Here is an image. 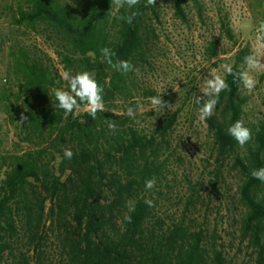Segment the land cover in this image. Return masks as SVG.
I'll return each instance as SVG.
<instances>
[{
  "label": "trees",
  "instance_id": "16d2710c",
  "mask_svg": "<svg viewBox=\"0 0 264 264\" xmlns=\"http://www.w3.org/2000/svg\"><path fill=\"white\" fill-rule=\"evenodd\" d=\"M160 1L140 0L118 11L112 0L17 4L13 24L39 34L63 71H89L103 86L106 111L92 119L82 105L65 118L53 90L68 85L52 58L24 39L12 43L0 96L14 128L11 146L0 148V264H264V182L251 175L264 167V119H246L242 82L224 72L230 91L219 94L214 114L203 120L211 138L207 162L213 164L206 186L232 228L218 229V218L210 222L196 208L201 172L196 177L181 166L173 141L188 93L163 113L150 110L156 92L138 79L139 68L152 67L159 49ZM170 1L173 14L186 22L184 0ZM192 1L200 11L199 0ZM132 12L138 14L131 24L119 19ZM222 30L233 38L226 22ZM103 48L115 52L114 62L128 60L138 72L113 69ZM205 53L215 58L217 42L210 41ZM248 55L247 46L233 54L234 73ZM129 107L134 117L126 114ZM237 120L252 131L243 146L227 133ZM113 121L116 131L108 127ZM66 148L74 153L71 160L64 157ZM224 168L238 174V214L226 193ZM150 178L155 187L146 190ZM242 252L247 258L238 256Z\"/></svg>",
  "mask_w": 264,
  "mask_h": 264
},
{
  "label": "rangeland",
  "instance_id": "374dc122",
  "mask_svg": "<svg viewBox=\"0 0 264 264\" xmlns=\"http://www.w3.org/2000/svg\"><path fill=\"white\" fill-rule=\"evenodd\" d=\"M23 0H0V96L3 79L10 61L9 50L17 39H24L26 43L41 47L53 60L57 71H63L52 49L43 43V38L37 33H30L25 28L14 25L12 16L18 3ZM201 10L192 0H184L187 21L184 22L173 14L170 0H161L159 32V49L152 67L139 68L140 81L152 88L156 95L158 89L163 91L162 98L169 97L173 107L179 105L183 94L188 93L184 109L180 113L178 125L174 131V144L181 155V166H186L196 176L201 172L203 184L198 192L196 208L200 213H207L210 222L218 218V229L230 232L226 210L219 205L209 187L208 179L212 177V161H208L207 150L211 144L210 135L205 123L199 119L198 99L205 80L216 72L224 75V64L232 63L233 54L240 48L247 46L250 54L256 47L258 29L264 23V0H199ZM222 22H226L233 38H229L222 30ZM210 41H216L219 54L208 60L205 47ZM216 61V65L213 62ZM257 84L251 90L241 83L240 91L247 97L246 119L256 122L264 119V72H251ZM139 81V82H140ZM189 91V92H188ZM205 98V97H203ZM201 100V99H200ZM14 128L7 121L0 100V148L11 146ZM226 168V167H225ZM224 168L225 189L228 190L230 204L240 213L242 206L238 200L236 186L238 174ZM198 176V175H197ZM196 176V177H197ZM221 208V209H220ZM219 212L218 215L216 213ZM223 222V223H222ZM223 232L225 242L230 246L229 233ZM237 239L233 245L236 246ZM245 256V252L238 256ZM247 258V256H245Z\"/></svg>",
  "mask_w": 264,
  "mask_h": 264
},
{
  "label": "clouds",
  "instance_id": "9594fccd",
  "mask_svg": "<svg viewBox=\"0 0 264 264\" xmlns=\"http://www.w3.org/2000/svg\"><path fill=\"white\" fill-rule=\"evenodd\" d=\"M140 0H112V3L115 5L116 10L120 8L127 7L132 9L139 4ZM147 5H156V0H147ZM138 13L132 12L129 15H121L119 19L125 20L127 23L131 24L133 19ZM259 35L257 37L256 47L254 52L244 58V66L242 70L238 73H234L233 67L230 64H224L222 67L227 74L236 76L243 84V86L249 90L255 87L257 80L250 75L251 72H264V23L259 25L258 29ZM101 52L104 56L105 61L115 70L121 71L123 73L128 72H138V69L128 60H116L113 61V57L116 55L115 52L109 48L101 49ZM246 66V67H245ZM60 78L67 82L68 90L64 88H56L53 90L55 97L54 105H57L60 109L63 110L65 118L68 115L73 114L74 112H79L82 105L84 106V111L88 115L95 119L97 113L105 112V104L103 99V86L100 85L95 77L89 71H82L72 75L69 71L60 72ZM59 83V80L57 81ZM229 90V85L226 82V79L221 74L213 72L210 74V78L205 80V85L202 88L201 92L203 96L207 97L204 100L202 107L199 109V119L201 121L206 120L211 117L219 102V94L224 91ZM158 95L149 97L151 104L150 110H163V113L166 109H170L171 105L167 101L162 99L159 89ZM198 99V103L200 102ZM124 114V113H119ZM126 114L130 117H134L135 110L132 107L127 108ZM22 119H27V117H22ZM108 127L116 131L117 125L115 122H110ZM227 133L233 137L239 145L243 146L252 139V131L246 127L241 120L235 121L227 128ZM74 153L70 148L64 150V157L71 160ZM253 178L264 182V167L259 169H253L251 172ZM155 179L150 178L145 182V189L151 190L155 187ZM150 207L153 206V201L146 200ZM134 204L130 207L129 211H134ZM124 219L129 223L132 220V217L128 214H125Z\"/></svg>",
  "mask_w": 264,
  "mask_h": 264
}]
</instances>
